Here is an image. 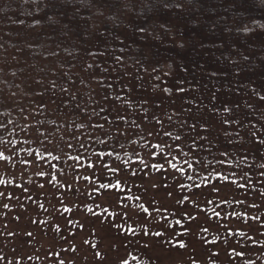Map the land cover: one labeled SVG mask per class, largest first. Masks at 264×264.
Wrapping results in <instances>:
<instances>
[{
	"label": "trees",
	"instance_id": "trees-1",
	"mask_svg": "<svg viewBox=\"0 0 264 264\" xmlns=\"http://www.w3.org/2000/svg\"><path fill=\"white\" fill-rule=\"evenodd\" d=\"M1 55L14 64L0 69V139L17 142L25 131L28 151L45 154L88 100L111 127L121 122L117 108L130 112L124 129L147 108L144 122L172 117L160 131L188 145L208 136L201 149L221 147L249 167L264 162V0H0ZM242 130V140H229Z\"/></svg>",
	"mask_w": 264,
	"mask_h": 264
},
{
	"label": "rangeland",
	"instance_id": "rangeland-1",
	"mask_svg": "<svg viewBox=\"0 0 264 264\" xmlns=\"http://www.w3.org/2000/svg\"><path fill=\"white\" fill-rule=\"evenodd\" d=\"M5 59L7 57L3 60L1 58L0 69L8 70L14 63L10 59L6 63ZM91 87L94 88L93 85ZM87 92L89 93L90 90ZM22 94L23 92L18 94L19 101L22 98ZM86 102L84 101L83 103L89 105V111L79 118L78 121H73L67 117L60 129L52 133L51 144L45 145L50 151L55 149L54 155L61 157L60 160H53L52 162L59 164L51 167V172L54 176L66 177L69 181L72 180L74 174L81 177L73 185L75 189L74 195L72 189L63 185V181L60 183L53 181L47 184L45 183L48 179L47 176L38 175L31 164L24 165L19 163L20 160L25 158L30 159L29 151H40V149L35 148L36 146L29 151L21 150L25 149L23 147L24 141H30V136L27 132L24 131L21 134H17L18 141L16 145H6V150L4 147H0V150H5L6 155L13 151L17 153L14 155L13 161L7 163L6 168L0 166V179L14 181V183L8 185H0V191L11 192L13 197H19V200L0 198V264H121L122 259H126L128 264H149L150 258H153L151 259V264H193V262L195 264H264V226H262L264 225V175H261L264 172V168L260 166L256 168L253 166L254 164L250 167L246 166L244 164L245 161L235 159L236 155L234 153L230 154V157L223 158L226 160L230 158L233 162L229 160V163L223 165L216 164L215 160L222 158V148H217L213 153L208 149H201L204 139L199 140L197 143L199 147H193L192 152L202 160L213 161L211 167L224 172L225 175L229 176L230 181L235 182L222 193L228 200L227 204L221 203L219 197L215 195L209 197L205 194L204 199L212 200V203L208 204L203 203V201L200 202V210L209 218L207 222L202 216L193 224L187 216H184L183 225L193 224L194 232L196 225H199L201 229L209 228L208 232L200 231L198 236L185 235L183 239L188 244V247L177 250L172 249L171 245H161L159 243L160 238L143 237L141 235V227L133 223V221L137 220L136 216H133L131 220L122 217L119 221H117L116 217H112L111 223L105 222L101 226L100 221L86 212L81 201H87L88 206L92 207L97 213L102 212L105 208L108 213L119 212V210L115 205L109 206L107 203H102L101 200H96V203H93L95 196L89 195L91 193L90 182L82 178L93 171V169L87 168V164L89 161L95 162V153L112 149H116L124 159L135 160L136 157L132 153L133 147L144 155L147 150L143 149L142 145L146 141L150 140L152 144H156L161 140H169L168 137L163 136L164 131H160V129L163 130L166 126H169V121L172 124L173 118L169 120L168 117H163L161 119L163 127H161L155 121L145 120L144 122V116L135 115V120L137 124L141 125V128L138 131L136 129L132 131V123L129 125L131 139L139 141V143L133 145L117 135L115 125H120L123 128L125 122H115L114 126L112 125L111 127L108 121L105 122V118H101L103 117L101 112L91 108L92 102L89 103L88 100ZM117 110L120 114L127 117L130 115V112L126 110L117 108L116 112ZM32 111L33 109L27 110L22 122H28L29 125L30 122L37 123V113L35 118ZM135 111L136 113L139 111L137 107ZM79 122L85 126L80 128L79 124L78 127ZM97 124H103L104 128L98 129L94 127ZM166 129L168 130L169 127ZM107 130H110V134L105 136L104 132ZM60 132L62 136H60ZM148 132L158 133L159 135L148 136ZM244 133L245 131L242 130L239 136H230L229 140H242ZM141 137L146 139H141ZM117 139L120 140V143L125 144V149L122 150L120 148V143L116 142ZM100 140L108 142L107 148L104 144L99 143ZM69 143L73 147L68 148L67 145ZM81 144L84 147H81ZM28 145L29 143L27 142V150L30 146ZM187 145L188 143L184 145L185 151H189ZM125 151L128 153L127 156ZM155 151H159V149H155ZM76 155H80L82 160L74 162L68 159V157ZM107 159L111 161L115 157H108ZM56 161L59 163H56ZM116 162L120 163L121 161L117 160ZM80 163L85 166L80 167ZM261 164H264V162ZM70 165H75L74 169ZM36 167H40L39 163H37ZM43 169L47 172L49 165L45 163ZM170 171L153 172L151 176L147 177L139 174L129 184L131 191L127 195L135 194L143 197L139 203H144L146 207L148 206L146 201L152 202V208L149 211L151 216H155L154 220L151 219L149 214L140 212L141 217L149 220L147 227H150L152 231L160 230L155 225L158 223L165 224V219L168 223L175 224L176 220L181 219L183 209L193 207L188 201H185L184 204L174 203L176 198L187 195L193 189H180L170 175ZM97 175H99V172ZM193 175L195 176V173ZM207 175V172H200V177ZM114 179L115 177L109 174L105 177L104 182L108 180L114 181ZM212 179L215 182L214 173ZM182 182L189 185L192 184V181L186 178ZM153 183H159V189L152 188L151 185ZM196 183H200V180L197 179ZM220 183L223 184L224 181H220ZM40 184H45V187L41 189L39 187ZM239 184H246L247 186L241 188L238 187ZM17 185H24L30 191L23 193ZM165 185H167V188H165ZM137 186L140 187L137 188ZM169 190L174 192L173 197L165 196L166 191ZM60 193H67L62 202H58L61 200ZM4 203H8L9 207L4 208ZM126 203L135 206L137 202L126 201ZM41 204L43 207L39 206ZM97 204H101V207L97 208ZM252 204H256L258 207L253 208L251 207ZM65 206L71 208L72 211L65 212ZM165 207L167 211L164 210ZM156 208H159L160 211L156 212L154 210ZM225 210L229 214L238 213L239 215L225 216ZM215 212H220L221 216L216 217ZM193 215H196V213H193ZM250 216H257L260 219L249 220L248 217ZM16 217H19V219H16ZM66 218L78 220L84 223L85 227L79 228L77 224H68L65 227ZM117 222L125 224V227L132 226L136 228L137 234L133 236L131 233L113 227L112 224ZM226 223L231 228V231L225 230L224 225ZM216 225H220L218 230L215 227ZM57 227H59V231H57ZM238 229L246 232L256 242L241 237ZM177 231H182V228H178ZM29 232L32 233L31 236L27 235ZM232 232H236V235H232ZM65 237H68V239L65 240ZM165 239H171L172 243H175L179 237L166 236ZM200 239H205L209 242L201 245ZM237 241H239L238 244ZM145 242L150 245L149 248L144 247ZM230 244L236 247L237 253L243 250L245 255L239 256L233 253ZM73 249L75 250L73 251ZM96 252L101 253L102 259L94 255Z\"/></svg>",
	"mask_w": 264,
	"mask_h": 264
},
{
	"label": "snow or ice",
	"instance_id": "snow-or-ice-1",
	"mask_svg": "<svg viewBox=\"0 0 264 264\" xmlns=\"http://www.w3.org/2000/svg\"><path fill=\"white\" fill-rule=\"evenodd\" d=\"M34 3H39V0H33ZM39 11V9H37ZM39 21H37L38 23ZM119 59V58H118ZM91 67V65H89ZM153 71H157L156 68H153ZM159 79V77H157ZM53 87H55V83L53 82ZM179 92H184L186 89L184 87H178L176 89ZM64 91H67L64 89ZM164 92H170L168 88L163 89ZM261 100H264V96L260 97ZM147 103V101H145ZM226 112H231L232 109L225 106L224 109ZM103 111V109H101ZM145 113V119H147V108L144 110ZM158 125L163 127V121L156 116L152 117ZM117 119L121 122H128V118L124 115H118ZM169 120L172 119V117H168ZM42 123V122H41ZM132 124H136V128H141L140 124H137L135 121L131 122ZM186 123V122H185ZM222 123L224 124H231L236 123L240 124V120H231V119H223ZM85 125H80L81 128H83ZM94 127L98 129H103V124H97ZM117 130V135L127 141L129 144H136L139 143V141H133L131 139L130 135V129L126 130L121 128L120 125H115ZM183 127V125H181ZM191 128L195 129L197 125L194 123L190 126ZM6 124H0V129H6ZM201 128L205 132H210L211 129L208 125H201ZM110 134V130H107L104 132L105 136H108ZM225 135H229V133L225 132ZM148 136H155L159 135L158 133L148 132ZM237 136H239V132L236 133ZM253 137L256 136V133H252ZM163 136L168 137L169 140H161L160 142L156 144H152L150 140L146 141L144 145H142L143 149H146V153L142 155L135 147L132 148V153L135 155V160L132 159H124L120 156V153L116 151V149H112L110 151H102L95 153L96 160L95 162L89 161L87 164L88 169H93V171L89 175H85L82 178L85 181H89V187L91 188V193L89 195H94L95 199L93 200V203H96V200H101L102 203H107L109 206L115 205V207L119 210V212H111L108 213V210L105 208L102 212L97 213L94 211V209L90 206H88L87 201H81V203L84 205V208L86 209L87 213H90L92 217H95L96 220L100 221L101 226L104 225L105 222L111 223L112 217H116L117 221H119L122 217H126L128 220H131L133 216L137 217V220L133 221L134 224H138L141 227V235L143 237L148 238H160L159 243L161 245H171L172 249H185L188 247V244L184 241V236H192L199 234L200 231L208 232L209 228H200L199 225H196L195 232L193 231V224H195L196 220L203 216L205 222L208 221V217L204 215L203 211L200 210V202L203 201V203L208 204L212 203V200L210 199H204L205 194L207 196L211 197L213 195L219 197L220 202L223 204H227L228 200L225 195H222L224 190L226 188L231 187L234 181H230L229 176L225 175L224 172L220 171L217 168L211 167L213 164V161L210 160H202L199 158L194 152H192L193 147H199L197 145L196 139H193L191 141V144L188 145L189 151L184 150V145L187 143L186 139L182 137V135L177 132L174 134L171 131H164ZM91 139V137H89ZM141 139H146L145 137H141ZM200 139L207 140L208 136H202ZM27 142V141H25ZM117 143H120V140L117 139ZM17 143L15 141H5L3 139H0V147H4L6 150V145ZM99 143L104 144L107 148V141L106 140H100ZM260 144H264V140H259ZM68 148L73 147L72 144L67 145ZM81 147H84L83 144H81ZM120 148L123 150L125 149V144L120 143ZM155 149H159V151H155ZM5 150H0V166L7 167V163L10 161H13L14 155L17 153L13 151L12 153L6 155ZM23 151H28L27 149H21ZM53 150H49L47 147L44 148V153L41 154L39 152H28L29 158H25L23 160H20L19 163L28 165L31 164L33 166L34 171L37 172L40 176H47L48 179L45 181V183L50 184L53 181H56L57 183H60L63 181V185L67 188L72 189L73 195L75 194V189L73 188V185L81 179L79 175H73V178L71 181L67 180L66 177H59L54 176L51 172V167L53 165L51 164L49 157L51 160H60L61 157L59 155H54ZM125 155L127 156L128 153L125 151ZM115 157V159L109 161L108 157ZM229 156L228 152L221 153V159H216L215 163L223 165L225 163H229V160L223 159ZM147 157V158H146ZM39 158V159H38ZM69 160H72L74 162H79L82 160V157L80 155H76L74 157L70 156L68 157ZM246 160L247 157H244ZM121 161L120 163H117L116 161ZM37 163H39L40 167H36ZM47 163L49 165V170L46 172L43 169V165ZM80 167H84L85 165L83 163L79 164ZM74 169L75 165H70ZM261 168H264V164L260 166ZM172 178L176 181L177 186L180 189H186V188H192L193 191L188 193L187 195H182L174 200V203L176 204H184L185 201H188L193 205L192 208H185L183 209V215L181 216V219H178L175 221V224L168 223L165 219V224H156L155 227L157 231H152L150 227H147L149 224V220L141 217L140 212L147 213L151 216L150 208H152V202L146 201L148 206L146 207L144 203H139L140 200L143 199L141 196H137L135 194L133 195H127L131 191V188L129 187V184L134 181V178H136L139 174H142L144 176H151L153 172L155 173H162V172H169ZM207 172L208 175L204 177H200V172ZM99 172V175L97 173ZM195 173V176L193 175ZM213 173H214V179L215 182H213ZM111 174V176L115 177L113 180H108L107 182H104V179L106 176ZM261 175H264V172L261 173ZM186 178L189 181H192V184H185L182 182V180ZM199 179L200 183H196V180ZM220 181H224V183H220ZM10 183H14V181L4 180L0 179V185H8ZM98 185V186H97ZM246 184H239L238 187L244 188L246 187ZM18 188L21 189L23 193H28L30 190L24 186V185H17ZM39 187L43 189L45 187V184H40ZM140 186H137L139 188ZM154 189H159L160 184L159 183H153L151 185ZM165 188H167V185H165ZM58 191V190H57ZM98 194V195H97ZM174 192L172 190L166 191L165 196L166 197H173ZM67 196V193H60L61 200L58 202H62L63 198ZM0 198H3L5 200L10 199H16L19 200V197H13L11 192L6 191H0ZM29 198H31L29 196ZM126 201H136L137 203L135 206H132L129 203H126ZM40 207H43V205H39ZM4 208H8L9 204L4 203ZM23 207V205H21ZM97 208L101 207V204L96 205ZM251 207L255 208L258 207L256 204H252ZM139 209V211H137ZM78 210V209H77ZM156 212H159L160 209L156 208L154 209ZM167 211V208L164 209ZM65 212H71L72 209L69 207L64 208ZM193 213H196V215H193ZM162 215V214H161ZM228 215H236L238 216V213H227L225 210V216ZM247 215V213H245ZM184 216H187L189 220L193 222V224L189 225H183L182 220ZM216 217H220V212H215ZM16 219H19V217H16ZM151 219H155V216H151ZM242 219V217H241ZM249 220H259L260 217L257 216H250L248 217ZM33 223H37L36 221H32ZM68 224H77L79 228L85 227V224L75 220V219H67L66 218V224L65 227H67ZM167 225V226H165ZM113 227L119 228L121 231H126L128 233H131L133 236L137 234L136 228L132 226L125 227V224L121 223H114L112 224ZM250 227V225H248ZM264 226V225H262ZM211 227V225H210ZM217 230L219 229L220 225L215 226ZM226 231H231V228L228 227V224L226 223L224 225ZM178 228H182V231H177ZM59 227H57V231H59ZM95 231V229H93ZM239 235L241 237H245L249 239L252 242H256L254 238L249 237L248 234L240 229H238ZM27 235L31 236L32 233L29 232ZM74 235V234H73ZM232 235H236V232H232ZM179 237L178 240H176L175 243H172L171 239H165V237ZM65 240L68 239V237L64 238ZM199 242L201 245L204 243H208L209 241L205 239H200ZM239 241H237V244ZM71 247V246H70ZM95 247V246H93ZM145 248H149L150 245L145 242L144 244ZM230 247H232V252L243 256L245 255V252L241 250L240 252H236V247L230 244ZM75 249H73L74 251ZM94 255L98 258L102 259V255L100 252L94 253ZM218 255V253H217ZM151 259L149 260V264H151ZM158 259V258H155ZM121 264H128V261L126 259H122ZM195 264V262H193Z\"/></svg>",
	"mask_w": 264,
	"mask_h": 264
}]
</instances>
